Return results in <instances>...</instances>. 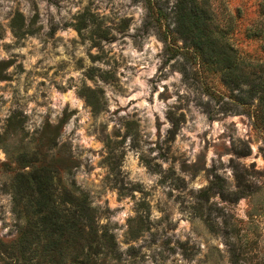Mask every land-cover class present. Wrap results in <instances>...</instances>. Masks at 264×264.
Here are the masks:
<instances>
[{
	"label": "rangeland",
	"instance_id": "obj_1",
	"mask_svg": "<svg viewBox=\"0 0 264 264\" xmlns=\"http://www.w3.org/2000/svg\"><path fill=\"white\" fill-rule=\"evenodd\" d=\"M177 1L0 0L1 241L28 218L14 175L45 165L87 194L94 264H264V0H196L230 72Z\"/></svg>",
	"mask_w": 264,
	"mask_h": 264
},
{
	"label": "trees",
	"instance_id": "obj_2",
	"mask_svg": "<svg viewBox=\"0 0 264 264\" xmlns=\"http://www.w3.org/2000/svg\"><path fill=\"white\" fill-rule=\"evenodd\" d=\"M173 22L207 62L225 72L239 69L232 49L214 34L196 0H178ZM260 87L264 102V73ZM54 179V168L45 165L14 175L13 211L18 220L22 213L28 218L15 240H0V264H94L90 254H97L100 244L87 194L60 193Z\"/></svg>",
	"mask_w": 264,
	"mask_h": 264
}]
</instances>
